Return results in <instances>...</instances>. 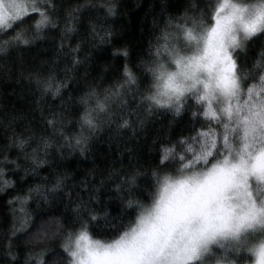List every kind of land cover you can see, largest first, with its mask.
Masks as SVG:
<instances>
[{"label":"snow or ice","instance_id":"6c2138e0","mask_svg":"<svg viewBox=\"0 0 264 264\" xmlns=\"http://www.w3.org/2000/svg\"><path fill=\"white\" fill-rule=\"evenodd\" d=\"M115 10L111 0L68 8L62 0H0V52L31 46L57 30V51L64 52L87 13L107 17ZM99 23L98 17L90 18V35L107 31ZM257 39L262 42L250 62L249 46ZM78 47L68 45L71 53ZM117 52L126 63L114 81L105 86L92 78L73 90L79 94L72 98V114L80 124L74 136L65 135L68 108H45L42 99L69 90V69L57 78L55 61L33 67L21 63V80L39 96L21 131L16 121L24 119L22 114L3 118L11 136L0 149V192L14 190L18 181L11 177L21 169L27 176L51 167L50 153L72 149L83 154L90 135L105 124L134 128L160 112H189L192 128L161 142L157 163L147 173L141 175L137 165L98 188L84 185L87 198L66 191V175L58 170L50 174V186L46 181L17 192L8 202L9 233H19L28 251L21 256L9 246L7 264H21V259L23 264H264V0H187L182 11L167 15L153 30L135 62L127 50ZM70 62L81 65L78 55ZM13 148L16 158L9 159ZM108 185L111 199L131 210L124 213L126 221L119 216L110 221L98 211L99 193ZM136 191L147 198H132ZM30 199L38 206L63 204L65 211L42 215L29 229ZM54 237L60 238L62 251L47 249ZM46 251L58 259H46Z\"/></svg>","mask_w":264,"mask_h":264},{"label":"trees","instance_id":"16d2710c","mask_svg":"<svg viewBox=\"0 0 264 264\" xmlns=\"http://www.w3.org/2000/svg\"><path fill=\"white\" fill-rule=\"evenodd\" d=\"M62 2L64 8H68L77 3L85 4L88 0H62ZM111 2L116 5L115 13L107 17L103 13H87L82 23L77 25L78 31L69 35L64 52L57 51L60 41L58 30L49 33L46 38L36 41L31 46L0 52V149L9 143L8 137L11 136V132L6 131L3 126L4 116L14 112L22 114L24 119L16 121V131H21V124H27L32 118V112L35 110L33 101L39 96L38 92L30 91L26 82L21 80L19 75L21 63L25 67H33L55 61L58 66L57 78L64 76L65 68L69 69L68 76L72 81L69 90L62 91L60 97L49 94L42 99L45 108L49 105L59 108L62 104L68 108V120L64 124L65 135L74 136L79 132L80 124L77 122V116L72 114V109L75 107L72 98L79 94L78 91L73 90L80 89L92 78L97 82L103 81L105 86L114 81L117 72L126 63L122 53H118L117 50H127L130 60L135 62L137 53H141L146 48L153 30L163 26L167 15H177L182 11L187 0H111ZM164 5L166 7L162 8ZM60 15H64L63 10ZM92 17L99 18L100 23L97 26L106 29L105 33L97 36L88 33L89 20ZM0 39L4 37L0 36ZM261 42V39H257L249 46L250 62L256 58ZM69 44L73 48L78 45V52L71 53ZM65 53L69 54L65 55ZM72 55L79 56L80 66L71 64ZM85 57L89 59L85 61ZM85 74L89 76V81L83 79ZM18 80L20 83H17ZM143 119L144 123L137 122L134 128H120L116 123L105 124L90 135L87 150L83 154H80L79 150L67 149L61 155V150H57L55 154L49 155L51 167L41 166L35 174L29 173L27 176L21 169L18 175L11 177L14 181H18L14 190L7 193L0 192V264H7L6 253L9 246L13 252H18L21 256L28 251L18 238L19 233L15 237L9 233L12 214L8 202L17 192L26 190L30 185H44L46 181L50 186V174L57 170L59 174L66 175L68 184L66 191H72L74 195L79 193L85 198L88 196V190L84 185H87L88 189L98 188L101 181L107 182L110 178L114 180L117 174H123L137 165L142 166L141 175H143L149 171L150 166L157 163L160 143L175 139L181 133L187 134L192 128L193 118L189 112H183L178 116L171 112H160ZM38 127H42V124H38ZM16 155L14 148L9 150V159H15ZM0 159L3 157L0 156ZM21 162L23 163L22 160ZM110 188L111 185H108L102 193H99L101 202L96 207L98 211L107 213L110 221L118 216L126 221L128 216L124 213L131 210L124 207L120 200L111 199ZM137 197L147 198L146 194L139 191L134 192L132 196V198ZM27 207L32 213L33 221L28 225L29 229L39 224L42 215L60 216L65 211L63 204L38 206L35 200L31 199ZM132 215L134 216L135 213ZM119 222V220L115 221L117 224ZM100 224L102 228H106L103 218L100 219ZM51 228H56L55 223ZM60 243V238L54 237L48 241L47 249L62 251ZM45 258L58 259L51 255V251H46Z\"/></svg>","mask_w":264,"mask_h":264}]
</instances>
